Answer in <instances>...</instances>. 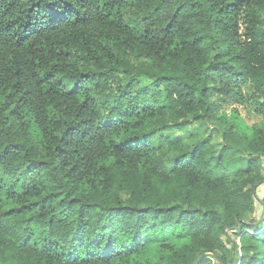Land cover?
<instances>
[{
    "label": "trees",
    "instance_id": "obj_1",
    "mask_svg": "<svg viewBox=\"0 0 264 264\" xmlns=\"http://www.w3.org/2000/svg\"><path fill=\"white\" fill-rule=\"evenodd\" d=\"M0 264H264V0H0Z\"/></svg>",
    "mask_w": 264,
    "mask_h": 264
},
{
    "label": "rangeland",
    "instance_id": "obj_2",
    "mask_svg": "<svg viewBox=\"0 0 264 264\" xmlns=\"http://www.w3.org/2000/svg\"><path fill=\"white\" fill-rule=\"evenodd\" d=\"M253 89L250 86L245 88V102L242 105H237L235 102L224 103L225 110L230 112L232 108L239 107L241 116L249 124H255L262 120V117L256 111V105L251 96ZM192 128H190L191 130Z\"/></svg>",
    "mask_w": 264,
    "mask_h": 264
}]
</instances>
